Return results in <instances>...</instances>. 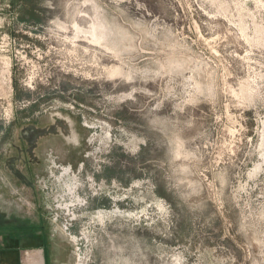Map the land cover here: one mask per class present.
Instances as JSON below:
<instances>
[{"label": "rangeland", "instance_id": "rangeland-1", "mask_svg": "<svg viewBox=\"0 0 264 264\" xmlns=\"http://www.w3.org/2000/svg\"><path fill=\"white\" fill-rule=\"evenodd\" d=\"M15 228L63 264H264V0H0Z\"/></svg>", "mask_w": 264, "mask_h": 264}, {"label": "crops", "instance_id": "crops-1", "mask_svg": "<svg viewBox=\"0 0 264 264\" xmlns=\"http://www.w3.org/2000/svg\"><path fill=\"white\" fill-rule=\"evenodd\" d=\"M16 229L0 233V264L64 263L61 237L48 232L21 235Z\"/></svg>", "mask_w": 264, "mask_h": 264}, {"label": "bare ground", "instance_id": "bare-ground-1", "mask_svg": "<svg viewBox=\"0 0 264 264\" xmlns=\"http://www.w3.org/2000/svg\"><path fill=\"white\" fill-rule=\"evenodd\" d=\"M92 39L94 40V41H98L99 40V38L97 37V35H95V33L94 32H92Z\"/></svg>", "mask_w": 264, "mask_h": 264}]
</instances>
